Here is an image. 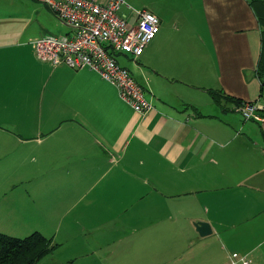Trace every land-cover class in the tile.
<instances>
[{
  "label": "crops",
  "instance_id": "0c3cea01",
  "mask_svg": "<svg viewBox=\"0 0 264 264\" xmlns=\"http://www.w3.org/2000/svg\"><path fill=\"white\" fill-rule=\"evenodd\" d=\"M125 1L160 21L140 56L115 53L146 92L143 114L96 71L39 59L32 41L50 33L16 13L21 0H0V200L5 180H37L46 205L55 191L103 204L93 225L116 264H226L230 253L264 264V124L238 111L253 102L263 115L264 1ZM155 184L170 189L166 213L148 208Z\"/></svg>",
  "mask_w": 264,
  "mask_h": 264
},
{
  "label": "built area",
  "instance_id": "2783aa9c",
  "mask_svg": "<svg viewBox=\"0 0 264 264\" xmlns=\"http://www.w3.org/2000/svg\"><path fill=\"white\" fill-rule=\"evenodd\" d=\"M68 29L64 35L45 34L32 41L36 56L72 69L89 68L115 85L120 96L133 110L143 114L151 103L144 88L129 70L120 65L115 53L140 56L160 28L159 18L148 10L132 9L125 0H43ZM132 9L136 20L130 23L121 7ZM261 105L245 102L238 111L244 119L264 124L258 113ZM229 264H253L244 255L229 254Z\"/></svg>",
  "mask_w": 264,
  "mask_h": 264
},
{
  "label": "rangeland",
  "instance_id": "374dc122",
  "mask_svg": "<svg viewBox=\"0 0 264 264\" xmlns=\"http://www.w3.org/2000/svg\"><path fill=\"white\" fill-rule=\"evenodd\" d=\"M21 1V5L17 2L16 5L12 6L7 2L6 8L10 9L9 7L11 6L13 9H16L17 14L21 13L22 16H33L34 19L31 21L32 28L40 30L43 27L53 35L64 33L61 30L62 25L56 16L51 11L45 9L41 3L37 5L30 0ZM127 3L130 4L128 1ZM120 12L128 13L125 6L121 8ZM235 167L231 166V168ZM185 172L190 174V165L185 168ZM10 173L8 171L3 180L10 179ZM232 174L234 176L239 175L237 172H232ZM140 177L144 176L140 175ZM135 178L138 179L136 176ZM12 179H19V177H17V174H13ZM35 181L37 180L18 184L14 188H12L10 180L4 181V191L6 192L4 199L7 202H4V199L0 200V231L21 238L34 231H38L46 237L50 242V249L35 264H116L115 261H112L109 252L113 249L112 242L107 241L110 244L99 246V235L96 233L93 225L97 216L104 211V205L99 204L96 206L94 202V205L88 207L86 206L87 201H82V196H78L77 202H74V199L63 198L57 191L52 193L50 202L46 205V199L38 195V193H43L45 184L40 186L37 183L35 185ZM126 183L129 184L130 189L133 188L132 190L143 189L141 187L142 180L134 182L135 186L131 181ZM148 183L154 184L155 182L149 181ZM144 187L147 189L149 185H145ZM189 187L192 189L196 188L195 184L193 185L192 183L189 184ZM169 192L170 189L164 186L157 184L151 186L148 194L154 196L151 197V204L148 208L156 209L154 210L155 212L166 213L164 212L166 211L165 208L159 207V205H164V201L160 197L166 200L168 198L166 196L169 195L167 193ZM0 197L2 196L0 195ZM167 203L171 204L172 202L167 201ZM177 203L181 205H195L194 201L187 200H178ZM178 208L181 209V207ZM193 213L195 215L199 212ZM124 218L122 216L120 219ZM208 219L211 220V217L209 216ZM195 248L197 249V247ZM238 254L244 255L243 253ZM247 257L250 258L249 256ZM226 264H229V257Z\"/></svg>",
  "mask_w": 264,
  "mask_h": 264
},
{
  "label": "trees",
  "instance_id": "16d2710c",
  "mask_svg": "<svg viewBox=\"0 0 264 264\" xmlns=\"http://www.w3.org/2000/svg\"><path fill=\"white\" fill-rule=\"evenodd\" d=\"M261 17L264 21V15ZM49 245L47 238L38 231L22 238L0 231V264H35L49 251Z\"/></svg>",
  "mask_w": 264,
  "mask_h": 264
},
{
  "label": "water",
  "instance_id": "95a60500",
  "mask_svg": "<svg viewBox=\"0 0 264 264\" xmlns=\"http://www.w3.org/2000/svg\"><path fill=\"white\" fill-rule=\"evenodd\" d=\"M193 225L200 236L210 234L212 231L210 224L204 220H196Z\"/></svg>",
  "mask_w": 264,
  "mask_h": 264
}]
</instances>
